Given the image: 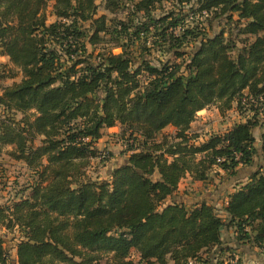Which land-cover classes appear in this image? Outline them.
Masks as SVG:
<instances>
[{
  "label": "trees",
  "instance_id": "16d2710c",
  "mask_svg": "<svg viewBox=\"0 0 264 264\" xmlns=\"http://www.w3.org/2000/svg\"><path fill=\"white\" fill-rule=\"evenodd\" d=\"M96 1L0 0V56L9 78L21 76L1 90L0 155L10 147L34 175L27 197L0 205V227L19 235L15 264H241L222 229L263 248L264 172L220 210L176 193L186 176L204 182L252 165L255 128L264 159V0H137L128 19L109 23ZM209 14L212 30L225 21L228 31L208 35ZM153 50L172 59L155 65ZM210 107L251 116L199 141L191 124ZM115 127L125 161L90 179L96 143ZM4 243L0 235V264H10Z\"/></svg>",
  "mask_w": 264,
  "mask_h": 264
},
{
  "label": "rangeland",
  "instance_id": "374dc122",
  "mask_svg": "<svg viewBox=\"0 0 264 264\" xmlns=\"http://www.w3.org/2000/svg\"><path fill=\"white\" fill-rule=\"evenodd\" d=\"M137 0H123L122 8L119 9L114 14L109 13L104 9L103 0H97V13L98 15H105L108 23L113 21H125L130 17L131 11L130 8L132 6V2ZM171 8V3L164 2L162 4V8L159 11H167ZM47 23H51L55 20L52 16L51 4L46 9ZM235 20L236 17L233 16ZM202 24L206 29V33L208 35L217 34V32L222 29L228 31L229 25L226 24L225 21H222L218 24H214L213 30L210 27V23H212V15L206 19H202ZM87 26V24H86ZM105 41H109V37L105 38ZM108 49L112 47L111 43L100 44L96 49ZM188 49L193 47L192 44L188 46ZM135 53L134 56L138 55L137 47H132ZM92 49L89 47V51ZM114 54L120 53L119 49L113 50ZM153 64L158 65L160 62L165 61L166 59H172L169 53H159L155 50L151 52V56L149 58ZM181 60H176L177 63H180ZM12 68L11 64L8 62L7 57L0 56V94L1 90L8 85H11L13 82L20 81V74H17L15 78H9L13 75L10 69ZM236 113V114H235ZM239 117H238V116ZM250 112L240 113L233 107V110H230L224 115L219 114L216 108L210 107L206 109L202 113L197 114V118L191 126V134L197 136L199 141L206 139L209 135L220 133L224 131L228 126H232L235 121L244 122L247 117H250ZM19 116H17L18 118ZM238 117V118H237ZM260 130V129H259ZM118 129H112L110 131H104V135L100 139L99 142V151H102L106 155L105 159H93L90 161V164L86 170V174L90 179L101 181L108 178L111 171L122 165L126 158L125 145L117 136ZM165 133L168 135L174 134V130L168 128L165 130ZM11 149L7 147L3 153L0 155V205L11 204L14 201L20 199L21 197H27L29 195V186L33 182L34 175L25 167L22 162L13 160L9 153ZM229 175L224 173L222 175L210 173L208 179L204 182H189L187 180H183L180 183L176 201L182 202L181 196H188V198H184L185 204H189L190 202H195L194 199L197 200V197H200L205 193L208 189H212L213 193L217 189L219 183H226L229 181ZM237 186V184H236ZM239 186V185H238ZM240 187V186H239ZM238 188V187H237ZM192 196V197H191ZM224 219V218H223ZM0 235L4 240V247L8 253V261L10 264L16 263V244L18 243V233L17 232H9L0 227ZM225 231L222 229V241L224 240ZM226 237H229V234H226ZM224 247H234V256L235 259H239L241 264H264V246L263 248H256L254 246L248 244H237L236 242L232 243L231 246ZM131 259L136 261V255L133 254ZM106 259H102L99 264H104ZM211 264H216V262H212ZM226 264V263H225Z\"/></svg>",
  "mask_w": 264,
  "mask_h": 264
},
{
  "label": "crops",
  "instance_id": "0c3cea01",
  "mask_svg": "<svg viewBox=\"0 0 264 264\" xmlns=\"http://www.w3.org/2000/svg\"><path fill=\"white\" fill-rule=\"evenodd\" d=\"M231 110H233V109H231ZM204 111L205 110H202L199 113H202ZM239 122L240 121L238 120V121L233 122L232 124L239 123ZM192 124H191V126H192ZM168 128H171V127H167L166 129H168ZM112 129H116V127L107 129L106 131H110ZM252 133H253V137L255 138V146H256L257 151H258L257 156L254 157L253 164L250 166L238 167L236 170V173L234 175H232V176L229 175L230 179L228 182L219 183V185L217 186V189L215 190L214 193H213V191H211L212 189L211 190L208 189L205 193H203V195H201L200 197H197V200L194 199L195 202L206 201L208 204H212L215 206L216 209L220 210L225 205V202L227 201L228 195L230 193H232L234 191V189H236L237 187L242 186L246 182H248L249 178L256 171L264 172V159L261 156V151H260V130H259V128H255ZM99 142H100V140H99ZM99 142L96 143V147L98 149H99ZM222 174H224V173L219 172V175H222ZM183 180H187V181L191 182V179L189 176H186ZM183 180H181V181H183ZM180 183L178 185V189H179ZM236 184H237V186H236ZM177 192H178V190H177ZM176 195H177V193H176ZM181 198L183 200L182 202H185L184 198H188V196L184 195V196H181ZM192 203L190 202V204H192ZM224 231H225V236H224V240L222 241L223 245L231 246V244L235 242L234 241V236H235L234 229L233 228H227L225 226ZM226 234H229V237H226Z\"/></svg>",
  "mask_w": 264,
  "mask_h": 264
},
{
  "label": "built area",
  "instance_id": "2783aa9c",
  "mask_svg": "<svg viewBox=\"0 0 264 264\" xmlns=\"http://www.w3.org/2000/svg\"><path fill=\"white\" fill-rule=\"evenodd\" d=\"M204 15H205V14H204ZM173 32H174V34H175V33H177V30H175V31H173ZM243 103H244V99H243ZM243 103H242V104H243ZM197 114H198V113H197ZM100 158H101V159H105V158H106V155H105L104 153H102L101 156H100ZM218 171H219V170H218Z\"/></svg>",
  "mask_w": 264,
  "mask_h": 264
}]
</instances>
